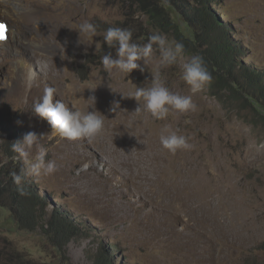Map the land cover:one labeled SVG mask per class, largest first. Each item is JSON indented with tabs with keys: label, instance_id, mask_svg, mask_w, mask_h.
Segmentation results:
<instances>
[{
	"label": "rangeland",
	"instance_id": "rangeland-1",
	"mask_svg": "<svg viewBox=\"0 0 264 264\" xmlns=\"http://www.w3.org/2000/svg\"><path fill=\"white\" fill-rule=\"evenodd\" d=\"M141 1L0 0V21L21 29L22 37L8 57L0 46V115L22 129L18 140L29 131L42 134L45 159L57 164L52 174L26 178L39 195L42 216L31 230L19 221L5 190L13 181L11 171L24 166L23 158L0 152V181H7L0 187V264H25L18 260L21 252L32 260L26 264H93L100 254L112 264L264 261V113L214 73L210 84L191 93L182 79L183 65L202 54V37L198 52L185 49L171 66L160 63L153 45L148 65L138 61L144 72L103 70L100 57L108 51L115 56L102 36L110 26L131 29L141 45L157 32L179 41L174 30L150 22L142 9L149 1ZM219 2L217 14L244 48L242 61L264 71V0ZM7 3L29 18L13 9L4 12ZM85 19L101 35L91 40L79 33ZM196 31L208 35L202 26ZM154 71L172 92L192 95L197 110H172L164 120L137 113L138 102L123 94L150 84ZM46 86L57 89L54 101L74 110H92L88 98L95 96V109L105 115L102 133L69 140L52 129L32 111ZM114 101L119 106L111 111ZM165 127L187 136L193 147L176 153L163 148L159 137ZM53 217L74 228L67 245L53 244L45 228Z\"/></svg>",
	"mask_w": 264,
	"mask_h": 264
},
{
	"label": "clouds",
	"instance_id": "clouds-1",
	"mask_svg": "<svg viewBox=\"0 0 264 264\" xmlns=\"http://www.w3.org/2000/svg\"><path fill=\"white\" fill-rule=\"evenodd\" d=\"M0 22L7 26L8 39L9 29L12 28V25L7 21ZM78 31L91 40L94 36L101 35L98 33V26L88 19L79 24ZM102 36L108 48L115 50V56L112 51H108L100 57V63L106 73L112 72L113 69L127 75L134 69L144 72L143 65H148L149 59L153 55V45L158 47L160 63L164 66L175 64L178 57H181L185 52V45L182 42L169 41L165 35L158 32L150 35L148 42L143 45L133 41V32L128 28L110 26L102 33ZM7 39L0 42H6ZM141 60L143 65L138 63ZM212 78V73L201 54L192 55L183 65L182 79L190 86V91L193 94L210 84ZM146 80L148 79L146 78ZM150 81V84L136 86L135 90L128 95L123 94L124 97L135 98L138 102V107L135 109L137 113L146 111L156 120H164L172 110L180 113L197 110V104L193 101L192 95L172 92L162 80L159 71L151 72ZM56 94L57 89L54 86H46L42 98L34 103L32 111L40 118L46 119L52 129L69 140L91 139L102 133L105 127V115L95 109V96L88 98L92 101L89 105L92 110L85 112L74 110L60 99L54 101ZM115 106H119V102L114 101L110 110L115 111ZM42 139V134L38 135L34 131H29L23 135L22 139L11 144V150L23 158L24 166L19 173L11 174L13 183L18 186L21 195H27L23 187L26 178H39L57 171L56 162L45 159L47 149L43 147ZM159 139L162 147L171 153L193 147L187 136L179 134L178 131L170 127H165L161 131ZM33 149H35L34 156L32 155Z\"/></svg>",
	"mask_w": 264,
	"mask_h": 264
},
{
	"label": "trees",
	"instance_id": "trees-1",
	"mask_svg": "<svg viewBox=\"0 0 264 264\" xmlns=\"http://www.w3.org/2000/svg\"><path fill=\"white\" fill-rule=\"evenodd\" d=\"M148 1L146 4L143 0L141 2L144 4L143 11L151 18V23L154 22L164 28L174 30L177 39L185 45V49L190 53L198 52L199 45L197 44L202 37V45L206 48L201 51V55L204 56L209 71L212 74H217L219 82L227 89L241 93L251 108L260 114L264 113V71L258 68H249L242 61L246 57L243 46L233 38L229 28L225 25L226 23L216 12L221 0ZM197 26L204 27L208 35L199 34L198 36ZM230 78L233 80L230 81ZM0 133H3V136L0 135V152L9 156L10 159H15V152L11 150V144L21 137L22 129L20 130L15 122L6 120L4 116L0 115ZM19 171L20 169L15 168V172L19 173ZM6 182L0 181V187ZM23 187L27 195H21L18 186L9 179V186L5 190H9L12 209L17 211L19 221L26 228L35 230L42 220L37 203L39 195L35 193L34 189H31L33 183H29V179L24 181ZM0 206L4 207L2 203ZM45 228L50 230L47 232L55 246L67 245L75 233L74 228L65 219L59 217H53ZM109 246L111 252L116 251L113 244ZM17 257L19 262L23 261L25 264L32 261L24 252H21ZM93 264L112 263L109 258L100 254ZM259 264H264V261Z\"/></svg>",
	"mask_w": 264,
	"mask_h": 264
},
{
	"label": "bare ground",
	"instance_id": "bare-ground-1",
	"mask_svg": "<svg viewBox=\"0 0 264 264\" xmlns=\"http://www.w3.org/2000/svg\"><path fill=\"white\" fill-rule=\"evenodd\" d=\"M8 6H9L8 9L3 8L4 12L13 9L12 11L15 10L18 13V15H20L21 18H24V19L29 18L30 13H22L19 8L17 9V6H15V9H14V6H12V3H9ZM12 11H10V13ZM32 29H34V28H32V27L29 28V30H32ZM20 32H21V29H18V27H16L15 25L13 28L9 29L10 36L8 37L7 41L6 42H0V46H2V54H5L8 57L18 47L19 43L22 40V37L20 36ZM17 63L18 62H16L15 65H17Z\"/></svg>",
	"mask_w": 264,
	"mask_h": 264
},
{
	"label": "snow or ice",
	"instance_id": "snow-or-ice-1",
	"mask_svg": "<svg viewBox=\"0 0 264 264\" xmlns=\"http://www.w3.org/2000/svg\"><path fill=\"white\" fill-rule=\"evenodd\" d=\"M7 39V26L0 22V41Z\"/></svg>",
	"mask_w": 264,
	"mask_h": 264
}]
</instances>
